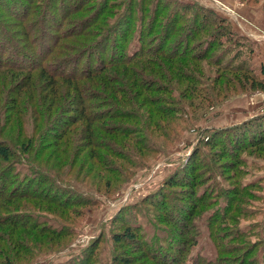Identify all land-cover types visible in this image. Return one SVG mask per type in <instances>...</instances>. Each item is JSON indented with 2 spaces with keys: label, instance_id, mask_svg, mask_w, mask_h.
<instances>
[{
  "label": "trees",
  "instance_id": "16d2710c",
  "mask_svg": "<svg viewBox=\"0 0 264 264\" xmlns=\"http://www.w3.org/2000/svg\"><path fill=\"white\" fill-rule=\"evenodd\" d=\"M169 1L0 0V264H28L41 243L75 235L40 215H84L95 192L149 169L196 128L186 158L140 198L161 233L145 238L114 215L122 226L109 230V260L131 264L133 255L115 253L127 247L148 264H258L264 111L225 126L198 122L232 95L264 92V63L251 68L247 40L224 17ZM172 187L185 193L175 200ZM204 213L210 257L190 253Z\"/></svg>",
  "mask_w": 264,
  "mask_h": 264
},
{
  "label": "rangeland",
  "instance_id": "374dc122",
  "mask_svg": "<svg viewBox=\"0 0 264 264\" xmlns=\"http://www.w3.org/2000/svg\"><path fill=\"white\" fill-rule=\"evenodd\" d=\"M169 2L171 5L176 6L187 5V9L188 5H197L198 7L208 9L214 14L224 17L229 22L232 31L238 35H242L247 40L246 43L251 48V51L249 52L251 54V62H259V64L263 63L260 60L262 58H260L257 45L258 42L264 40V31L260 30L258 27L264 26L261 24V22H264V0H171ZM134 7L136 8L137 4H135ZM2 17L4 21H6L7 26L12 27V29L8 27L9 30L16 29L17 23L12 15L5 14V16ZM54 18H56V16L53 15V19L51 21L50 19H46L47 22L44 24L48 26L51 24V22L56 23ZM28 20L29 19L26 21L28 22ZM110 38L111 40L107 45L108 49L110 43H113L114 40H118L116 36L109 37L108 39ZM107 53L108 52H106V54ZM97 54L99 53H95L92 50L90 54L91 59H94L96 56L98 57ZM73 60L74 58L70 57V60L66 62L67 66L73 63ZM240 94L246 95L245 100L248 104H252L251 107L253 110H256V112H260V110H262L264 107L263 91L252 90L241 92L230 96L229 99ZM261 102H263V104H261ZM221 106L216 105L215 107L211 108L209 112L206 113L205 117L198 122V124L203 127L201 122L203 120H208L204 124L208 125L206 123H209V120L212 117L217 116V109ZM223 118L225 122L227 119L226 117ZM196 133H198V128L191 131H186L180 136L179 141L173 147H168L165 150V153H162L159 156L154 155V157L157 158H155L154 163L149 169L135 168L132 171L134 173L129 178L128 182H112L107 193L95 192L94 197L96 204L84 215L76 216L70 213L69 216H63L62 220H59L52 215L54 214L58 216L57 210H53L51 212L47 211L45 212L47 214H41L39 219L46 221L51 226L56 227L55 225L61 222L67 226H72L74 229L73 231H75L76 234L73 236L70 235L69 238L65 237L64 239H61L60 244L57 243L54 245L55 243L53 242L48 246V248H45L43 246L44 243H41L39 245V250L44 252L42 255L38 254L32 260L29 258V261H31L28 264H75V262L78 260H86L88 264H111L109 260L111 247V242L109 240V230L122 226L120 225L122 223H120L117 219L111 222V219H113L114 215L116 214L120 215L119 218L124 224L139 227L145 238L161 233L160 229L156 228L153 222V214L155 215L157 213L156 209H152L146 201H140V198L143 195L149 196L156 189L160 188L163 181L162 179L165 177V175L173 167H176L183 161V159L186 158L188 151L195 143ZM223 183L225 184L224 181ZM169 190L171 191V195L175 200H177L178 196L185 193L184 188L179 187H172L169 188ZM181 200H183L182 205L185 206L187 199L181 198ZM221 200L222 198H219L218 203H221ZM262 212L264 213V210H262ZM263 213L261 215V219L259 220L260 222L257 223L256 233L257 237L262 240L264 245ZM48 217L51 219H48ZM204 218L205 213L196 221L198 235L195 244H193L190 249V253L198 251L202 256L210 257L213 255L214 247L207 236ZM250 219H256V216ZM249 221L250 220L247 222L242 221L241 224L243 226L247 223L250 224L251 222ZM42 237H46V234H43ZM249 239H252V237H249ZM171 245L172 249L167 250V253L172 255L175 253V249L173 247L177 246V243H172ZM94 246L95 248H93ZM261 248L262 247L259 246L256 251L258 256V264H264V249L261 250ZM128 249L129 248L127 247L118 248L115 253L125 255L126 257L133 255L134 260L131 264H148V260L141 263V256L136 254L135 251V254H132L133 252L128 253ZM90 254H92V256ZM16 264L22 263L17 262Z\"/></svg>",
  "mask_w": 264,
  "mask_h": 264
},
{
  "label": "crops",
  "instance_id": "0c3cea01",
  "mask_svg": "<svg viewBox=\"0 0 264 264\" xmlns=\"http://www.w3.org/2000/svg\"><path fill=\"white\" fill-rule=\"evenodd\" d=\"M262 25H264V22H261ZM260 30L264 31V26H258ZM255 48V47H254ZM257 49L260 53V59L261 62L264 63V40H261L260 42H258L257 45ZM258 63H254L253 61L251 62V54H250V66L251 68H253L255 71L258 69ZM246 95L244 94H240V95H236L233 96L231 99L225 100L220 106V108H218V112H217V116L212 117L209 120V123H206L208 125H204L206 121H202L201 124L202 126H222V125H226V124H233V123H237L240 122L252 115H255L257 113H260L262 111H264V107L262 108V110H260V112H256V110L252 109V104H248L247 101L245 100ZM261 104H263V102H261ZM216 117H222V118H216ZM226 117V121L224 122V118ZM216 118V119H214ZM222 119V120H220Z\"/></svg>",
  "mask_w": 264,
  "mask_h": 264
}]
</instances>
